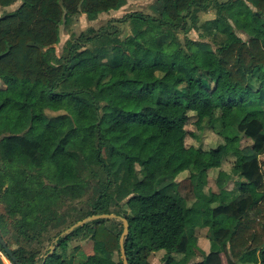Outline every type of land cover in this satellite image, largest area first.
Returning a JSON list of instances; mask_svg holds the SVG:
<instances>
[{"label": "trees", "instance_id": "trees-1", "mask_svg": "<svg viewBox=\"0 0 264 264\" xmlns=\"http://www.w3.org/2000/svg\"><path fill=\"white\" fill-rule=\"evenodd\" d=\"M13 1L0 0V5ZM125 1L21 0L0 15V128L8 126L0 135L5 206L0 221L12 228L11 241L1 228L0 234L17 261L38 264L48 247L43 252L32 243L48 225L63 222L59 204L91 189L86 214L112 212V188L128 196L122 212H114L128 221V264H150L149 255L159 249L165 250L162 264H175L173 253H186L196 227L208 228L209 250L193 264H222L221 254L226 264H264V160L259 159L264 154V88L255 86L264 71V0H159L156 15L132 11L112 19L131 23L132 33L124 40L109 22L92 36H77L64 54H55L60 23L79 12L118 8ZM208 5L215 16L202 25L223 37L215 55L190 37L186 50L177 37ZM134 40L140 46L131 59L125 45ZM84 92L94 98L80 99ZM45 109L56 113L48 115ZM226 109L231 115L223 123L226 134L234 126L251 140L246 146H226L235 155L232 172L244 179L230 199L223 190L200 193L207 170L220 161L209 157L193 167L183 159L187 131L170 116L182 113L185 122L189 111ZM184 170L192 184L191 203L176 179ZM248 183L262 194L252 196ZM47 184L53 195L46 193ZM208 211L226 218L225 223L214 226ZM106 220L72 229L76 235L91 225L94 251L82 264H123L122 257H113L116 250L121 255L123 224L112 230ZM57 241L44 264H74L66 253L67 238ZM0 250L5 253L1 245Z\"/></svg>", "mask_w": 264, "mask_h": 264}, {"label": "rangeland", "instance_id": "rangeland-1", "mask_svg": "<svg viewBox=\"0 0 264 264\" xmlns=\"http://www.w3.org/2000/svg\"><path fill=\"white\" fill-rule=\"evenodd\" d=\"M21 3V0H14L9 5L2 6L0 5V15L5 12L12 11L17 8ZM160 6L159 0H126L118 8H110L105 11H101L94 14H88L85 12H79L71 16L68 21L62 22L59 25V35L58 41L53 44L54 51L57 56L64 54L70 48L73 41L80 34L87 36L94 35L101 26L115 24L118 28L117 35L121 39L127 38L132 33L131 23L128 21H113L115 18L122 17L125 13L132 11H139L142 13L156 15L158 13V8ZM252 7V6H251ZM255 8L254 6L252 9ZM251 13H243V16L246 20H249ZM215 16V8L213 5H208L206 9H200L197 13V18L191 23L190 29L183 33L182 31L178 32L177 37L180 42L183 44V47L187 50L186 47V38H193L201 40L205 43L204 51L207 54L215 55L217 52V46L223 40L221 34L216 33L210 28H205L202 25V22L208 20ZM158 28H156V31ZM237 34L240 35L243 39L247 38V35L239 30H236ZM140 42L131 41L127 42L125 49L130 55L131 59L135 58L138 54V49ZM96 62V58H94ZM139 70H144L142 65L139 66ZM261 83L264 88V71L262 76L257 79L255 86ZM0 81V85H1ZM264 90V89H263ZM94 95L98 101L101 102V97L98 92H94ZM92 93L84 92L78 94V97L85 101H90L91 98H94ZM45 113L50 115L56 113L49 109H45ZM189 116L187 119L182 121V113H172L170 116L181 124L187 131L185 136L186 150L182 154V158L190 160L193 163V167L196 165H202L209 157H213L216 160L220 161L218 167H211L207 170V182L203 186H200V193L202 191L209 192L211 190L219 191L223 190L224 196L226 199H230L233 193L235 192L238 183L240 180H244L242 177L234 174L231 170L232 161L235 159V155L231 151L226 150V146L231 147H240L246 146L251 143V140L243 136L234 126H230V133L226 134V127H223V123L228 122L231 118L229 110L216 111V113H206V114H195L193 111L188 112ZM67 116V113H65ZM8 131V126H3L0 128V135L6 134ZM260 161L264 160V154L259 155ZM25 164H19L20 168H24ZM264 170V165L262 166ZM189 170H184L179 173L176 177L179 182L178 188L181 193L186 194L188 197V202L191 203L194 200V195L192 191V184L189 180ZM248 189L251 192L252 196H260L262 192L254 189L252 184H247ZM134 191H139L138 183L134 184ZM45 191L48 195H53L55 193L53 187L49 184L45 186ZM112 193V212H122V203L128 198V196L123 197L120 192L115 191L110 188L108 190ZM91 193L92 190L88 189L81 196L76 198H66L62 203L59 204V213L63 222L59 226L52 227L48 225L46 231L41 233L38 239L34 240L32 246L39 248L41 251H45L48 247V242L50 238L55 235L58 231L64 230L68 224L82 219L87 216L88 210L91 208ZM114 201H117L116 203ZM5 212V206L1 201V192H0V214ZM208 211L210 219L213 221L214 226L223 225L226 221V218L223 216H214ZM227 217V216H226ZM4 218L7 219V216ZM0 221V228L3 231L4 236L8 240L11 239L13 233L12 228L9 223ZM91 224V221H88ZM121 219L118 217L107 218L106 224L112 230H118L122 224ZM91 225L81 229L76 235L74 233H67L64 237L67 238V247L66 253L70 256H73L74 264H82L86 255L93 250V240L90 237ZM8 231L11 234H8ZM195 235L191 238L188 244L186 253L174 254L173 259L178 263H184L185 258H187L186 264H193L194 261L201 259V253L205 252L206 247L209 250V240H208V228L207 227H196ZM58 235V234H57ZM11 241V240H10ZM53 240L51 241V243ZM49 243V244H51ZM12 247L15 246L14 243L11 244ZM33 248V247H32ZM58 251L62 252L61 248H58ZM164 251V254L160 253ZM165 255L164 249L156 250L155 254L149 255L148 260L150 264H162L163 256ZM113 257L120 259L121 255L116 250L113 253ZM222 264H226V256L221 254ZM8 256L0 250V264H10Z\"/></svg>", "mask_w": 264, "mask_h": 264}, {"label": "water", "instance_id": "water-1", "mask_svg": "<svg viewBox=\"0 0 264 264\" xmlns=\"http://www.w3.org/2000/svg\"><path fill=\"white\" fill-rule=\"evenodd\" d=\"M113 217H118L121 219L123 227H122V231L119 235V245H120V253H121V257H122V261L123 264H128L127 262V257L125 254V248H124V238L128 232V221L126 219V217L123 216H118L116 213L114 212H99V213H94V214H90L87 215L85 217H83L80 220H77L75 222H73L72 224H70L68 227H66L64 230H62L58 235L55 236L54 241L48 245V249L47 251L43 254L42 256V260L40 263L38 264H44V261L46 259V257L53 252V250L55 249V247L57 246V239L59 237H64V235H66L67 233L71 232L72 229H74L75 227L79 226V225H83L84 223H86L87 221L93 220V219H97V218H113ZM0 245L3 247L5 253L7 254V256L11 259L14 260L15 263L14 264H22L21 262L16 260V257L14 256L11 248L7 245V242L4 240V238L2 237V235L0 234Z\"/></svg>", "mask_w": 264, "mask_h": 264}, {"label": "crops", "instance_id": "crops-1", "mask_svg": "<svg viewBox=\"0 0 264 264\" xmlns=\"http://www.w3.org/2000/svg\"><path fill=\"white\" fill-rule=\"evenodd\" d=\"M207 249H208V248L206 247V250H205L206 252H207ZM155 252H156V251H153V252L150 254V256H151L152 254H155ZM160 253H162V255H163V254H164V251H161ZM174 254H181V253H173V255H174Z\"/></svg>", "mask_w": 264, "mask_h": 264}, {"label": "built area", "instance_id": "built-area-1", "mask_svg": "<svg viewBox=\"0 0 264 264\" xmlns=\"http://www.w3.org/2000/svg\"><path fill=\"white\" fill-rule=\"evenodd\" d=\"M10 260V259H9ZM11 261V260H10ZM10 264H13L12 261L10 262Z\"/></svg>", "mask_w": 264, "mask_h": 264}]
</instances>
